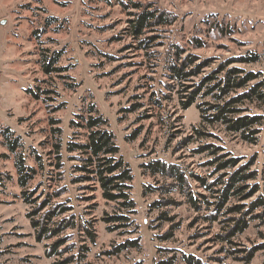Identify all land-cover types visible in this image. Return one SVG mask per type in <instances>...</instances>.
<instances>
[{
    "label": "rangeland",
    "instance_id": "obj_1",
    "mask_svg": "<svg viewBox=\"0 0 264 264\" xmlns=\"http://www.w3.org/2000/svg\"><path fill=\"white\" fill-rule=\"evenodd\" d=\"M120 1L129 7L136 2L152 4L175 15L177 21L145 35L161 38L147 51L140 49L129 32V13L134 10L123 8ZM49 17L55 20L47 25ZM193 39L203 46L194 45ZM171 45L183 49L184 55L212 61L194 82L221 61L248 53L259 55L260 62L236 67L259 72L264 80V0H0V264H54L71 255L75 260L70 264H163L169 259L172 264H186L183 257L187 255L202 264H264V250L249 263L240 260L246 251L264 246L262 219L222 241L219 235L227 232L229 223L221 221L229 215L215 222L206 220L212 213L206 204L201 203L196 212L180 191L158 190L171 182L169 178L142 168L153 160L177 165L195 197L210 198L213 194L204 191L194 177L207 182L216 179L215 166H206L216 156L197 153L198 148L213 145L240 158V164L254 161L250 169L257 173L248 182L258 185L255 196L242 202L231 200L226 207L247 208L257 197L264 199V123L257 144H248L222 125H202L195 105L183 110L177 93L182 88L164 66ZM53 52L61 53L57 66L67 70L46 75L41 57ZM201 102L211 100L200 98L196 103ZM133 106L136 110L128 112ZM239 107L247 109L245 114L264 117V103L245 102ZM88 116L107 120L106 128L119 148L117 158L133 177L130 197L135 212L129 215L128 226L113 232L104 219L119 213L116 204L103 199L98 183L83 179L85 174L77 168L79 152L67 149L69 143L87 141L84 119ZM5 129L18 139L14 153L5 144ZM195 129L203 135H196ZM19 156L27 168L35 170L24 189L15 167ZM147 186L150 191L146 192ZM22 191L35 203H25ZM162 198L179 205L152 207ZM45 200L49 201L45 210L57 205L68 209L50 226L62 219H70L75 226L37 242L27 216ZM261 212L264 209L259 208L253 214ZM162 214L170 220L159 219ZM174 224L178 227L171 230ZM86 230L94 235V242ZM169 231L173 236L162 239ZM59 238L67 240L70 251L47 258L46 250ZM125 240H137L138 247L105 254ZM82 247L88 251L80 260Z\"/></svg>",
    "mask_w": 264,
    "mask_h": 264
},
{
    "label": "trees",
    "instance_id": "obj_2",
    "mask_svg": "<svg viewBox=\"0 0 264 264\" xmlns=\"http://www.w3.org/2000/svg\"><path fill=\"white\" fill-rule=\"evenodd\" d=\"M120 2L123 8H131L134 10V12L129 13V32L133 39L138 40L140 49L147 51L157 38H161L159 35L144 37L145 35L158 32L160 28L171 26L177 21L175 15L161 10L158 7H154L152 4L136 2L129 7L123 1ZM53 20L55 19L52 17L47 18L46 24L50 25ZM220 31L222 32V29ZM192 43L198 47L203 46L199 39H193ZM183 55V49L179 46L171 45L164 61L169 78L182 88L177 92L181 108L187 110L195 105L200 112L202 125H222L226 132L239 135L244 142L257 144L258 136L261 132L259 127H262L264 117L261 115L245 114L247 109H242L239 105L245 102L264 103V80L261 79L259 72L245 71V69L236 66L256 64L260 62L259 55L256 53H248L230 57L221 61L216 68L202 76L198 82H194L193 79L201 76L207 68H210L212 61L209 59L202 61L199 57L192 54ZM60 58V52H53L51 55H42L41 66L43 73L50 75L65 72L67 70L65 67L57 66ZM187 82H192V84L188 86L186 85ZM239 90H243V92L237 94L236 92ZM231 94L235 95L231 96ZM33 96L36 99L39 98L35 93H33ZM200 98H209L211 102L196 103ZM60 106L62 105L52 109V112L59 110L61 108ZM127 110L128 112H133L136 110V106ZM90 112H93V107L90 108ZM84 122V128L87 130V141L82 143H69L67 149L69 152H79L80 156L78 157V161L81 162V165H78L77 168L78 171L85 174L83 179L98 183L103 199L116 204L119 213L104 219L109 224V227H107L109 232H113L128 226L130 221L129 215L135 212V202L130 197V191L132 189L130 183L133 177L130 169L123 160L117 158L119 148L114 142L115 137L113 133L106 128L108 124L107 120L101 116H88L84 119ZM73 124L74 121H71V125ZM195 133L198 136L203 135L198 129H195ZM2 135L8 150L14 153L18 139H12V133L8 129H5ZM135 136L136 133L128 139L133 140ZM203 152L211 156H216L206 163V166H215L213 175H218L211 182H207V180L198 176L194 178L204 191L213 194L210 198L205 195H199V198L195 197L187 176L177 165L167 164L160 160H153L142 165V168L151 175L159 174L169 178L171 182L162 185L158 190L164 193L180 191L186 196L188 204L196 212L201 210V203L206 204L208 206L207 210H212L210 215L204 217L206 220L215 222L219 216L226 217L229 215L230 217H226L221 221V223H229L227 232L219 235L222 241H229L237 234L243 233L248 228L249 223L257 218L262 219L261 224H264V212H261L263 213L261 215L253 214L259 208L264 209V199L261 196L253 200L247 208L240 204H233L230 207H226L231 200H236L237 202L246 201L253 198L259 191L258 185H248L249 181L257 177L256 171L250 169L254 161L251 160L246 164H240V158L233 157L229 153H222L220 147L213 145H204L197 149V153ZM15 167L18 174V184L20 188L24 189L33 178L35 170L27 168L24 159L20 156L16 159ZM79 180L76 179L77 182ZM145 191H150L149 186L145 187ZM22 196L25 203H35L34 200H30V194H27L26 191H22ZM211 198H214L215 201H210L209 199ZM48 205L49 201L45 200L27 216L31 219V226L36 232L37 242L56 238L66 229L75 226V223L70 219H62L54 223L53 226H50L54 218L64 214L68 209L57 205L54 208H47L45 210L44 208ZM174 205L179 204L172 199L162 198L154 202L152 207L162 208ZM43 210L45 211L43 212ZM41 212L43 213L40 214ZM39 214L40 216L36 217ZM159 219L170 220L167 217L165 218L163 214ZM177 227L178 224H174L171 230ZM86 231L91 242H94V235L90 231ZM172 236V231H169L162 236V239L167 240ZM66 242L67 240L64 238L56 239L46 250V257L62 256L64 253L69 252L71 248L65 245ZM137 247V240H125L105 254L113 256ZM82 250L83 253L80 260L85 257L84 254L88 251L85 247H82ZM260 250H264L263 245L255 246L245 253L240 250H233L231 253H244L240 260L249 263L255 253ZM73 260H75L74 256L71 255L54 264H70ZM183 260L186 264H202L199 260L189 255L184 256ZM163 264H172V261L171 259L165 260Z\"/></svg>",
    "mask_w": 264,
    "mask_h": 264
}]
</instances>
